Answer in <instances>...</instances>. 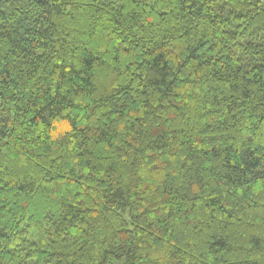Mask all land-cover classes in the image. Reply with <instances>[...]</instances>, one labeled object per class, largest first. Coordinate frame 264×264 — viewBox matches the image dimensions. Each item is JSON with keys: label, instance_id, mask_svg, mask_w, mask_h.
<instances>
[{"label": "trees", "instance_id": "obj_1", "mask_svg": "<svg viewBox=\"0 0 264 264\" xmlns=\"http://www.w3.org/2000/svg\"><path fill=\"white\" fill-rule=\"evenodd\" d=\"M0 264H264V0H0Z\"/></svg>", "mask_w": 264, "mask_h": 264}]
</instances>
